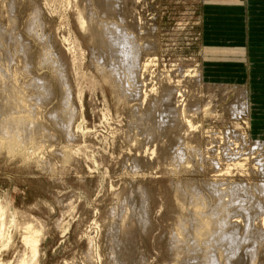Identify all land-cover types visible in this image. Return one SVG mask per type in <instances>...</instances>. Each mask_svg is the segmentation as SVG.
I'll use <instances>...</instances> for the list:
<instances>
[{
  "label": "rangeland",
  "instance_id": "1",
  "mask_svg": "<svg viewBox=\"0 0 264 264\" xmlns=\"http://www.w3.org/2000/svg\"><path fill=\"white\" fill-rule=\"evenodd\" d=\"M34 4L42 11L37 34L43 40L39 41H46L48 57H57L62 66L73 117L69 138L57 129L54 139L39 137L38 145H28L15 154L0 148V264L31 260L24 242L25 225L40 232L32 264H110L109 240L120 231L123 214L138 220L139 227L141 215L147 222L134 251V260L141 258V262L133 260L134 264H209L221 249L223 257L210 264H227L229 260L261 264L264 241L255 251L253 241L245 242L231 258L222 245L213 248L207 243L203 248L209 252L204 259H197L201 262L191 259L202 254L190 238L187 247L174 244L178 220L192 215L194 199L204 196L207 200L213 188L222 194L229 187H259L256 195L263 209L259 211L255 205L252 211H259L258 222L264 217V42L251 50L245 44L246 36L234 33L230 36L234 40L231 50H223L225 36L211 32V16H203L206 6L243 8L245 0H126L119 12L110 6L103 9L102 0H19L18 27L22 31ZM10 11L9 3L0 0V23ZM78 12L87 30L81 28ZM119 14L125 16V26L134 32L140 30L139 39L151 48L139 56L134 97L128 95L131 84L125 72L121 73L122 86L129 89L125 93L128 97L121 100L102 79L98 67L108 62V56L97 50L88 31L98 17L107 19L111 26L119 23ZM10 38L7 36L4 43L7 56L15 51ZM10 46L14 49L9 50ZM32 49L33 67L39 59L37 41L32 42ZM39 61V74L56 90L52 105L42 110L43 117L51 121L49 113L60 103V92L45 66L49 62L43 57ZM186 70L196 72L187 75L190 79L186 83L190 98L200 105L186 114L193 128L166 132L161 125L153 135L147 134L149 118L145 112L160 95L156 93L157 79L170 75L174 83L182 81L177 77L185 76ZM231 87L247 89L249 105L253 102L259 111H252L249 105L236 113L229 111L235 100ZM139 115L143 118L136 121ZM160 117L157 115L162 124ZM184 144L198 146L201 152L180 158L177 154ZM139 190L148 194L146 204H142ZM176 190L183 194L185 207L173 216L174 203L169 199ZM240 199L244 203L250 200V205L255 200L250 194ZM233 205L231 210L242 212L238 203ZM209 208L206 205L205 211ZM230 222L233 225L223 229L236 228L240 236L246 224L243 217L231 215Z\"/></svg>",
  "mask_w": 264,
  "mask_h": 264
},
{
  "label": "bare ground",
  "instance_id": "2",
  "mask_svg": "<svg viewBox=\"0 0 264 264\" xmlns=\"http://www.w3.org/2000/svg\"><path fill=\"white\" fill-rule=\"evenodd\" d=\"M6 1L9 3V7L12 11H10L5 20L0 23V148L5 149L12 155L22 150L24 151L28 145H38L39 137L54 139L57 129L60 130L63 137L69 138L73 108L71 106L69 86L62 75V66L57 57H48L47 52L49 48L45 47L46 41L44 43L40 42L43 38L40 34H37V29L42 22L41 9L35 4L33 8L30 7L32 8V12L29 9L31 13L26 18L24 30L22 31L20 27H18L19 14L17 6L19 0ZM125 1L126 0H102L104 3L103 9L110 6L113 11L119 12L120 7H122ZM96 12H98L97 9H95V13ZM95 16L96 14L93 13L92 18H95ZM77 17L81 28L87 30V24L80 12H78ZM117 17L121 22H112L113 26H111V23L107 19L104 20L98 17L97 21L94 19L95 23L90 26L88 31L89 39L96 46L97 50L108 56V62H103L102 66L98 67V70L102 74V79L115 90L117 99L121 100L128 97V95L135 96L138 88L136 74L139 63L138 59L139 56L144 53V50L149 51L148 49L151 48H149L150 46L148 47L150 43L139 39L140 30L134 32V30L124 25V15L119 14ZM153 26H156L155 23H153ZM7 36H11L10 40L12 39L14 42L13 45L15 44V51L13 50L14 53L11 51L10 56L6 55L7 52L5 48L7 47L4 48ZM33 41L38 42V58L40 59L43 57L46 62H49H47L48 64H45V66L50 70L60 92V103L52 108L49 113L52 117L51 121L43 117L42 110L44 107L52 105L53 100H55L56 90H54L46 76L39 74V71H41V67L39 66V62L41 61H39V59L37 64L32 67L31 62L34 55L32 49ZM8 44L9 43L6 45ZM14 48L10 46L9 50ZM42 51L45 53L42 54ZM20 52L22 54H19ZM12 61L14 65H11ZM123 71L126 75L125 79L131 84V91L129 89H124L122 86L121 73ZM183 72L186 73L185 76L182 75V77H177L182 79V81L177 80L175 83L170 75L160 76L161 79H157L159 83L157 82L158 88H156V93L160 95L156 99L157 102L152 104L153 108L151 107L152 109L145 112L146 119L149 118V121L146 120L147 127L145 129L147 134L153 135L155 130L161 129V125L166 128V132L170 129H176V131H178L180 128H193V121L188 119L186 114L192 111V109L195 111L198 110L200 105L194 103L190 98L191 95L187 89L188 85L186 82H189L190 79L187 75L194 73V71L186 70V72ZM185 77L187 79L186 81L183 80ZM171 82L174 86H171ZM204 82L206 83V81ZM128 90L129 94L126 95L125 93ZM231 90H235V100L229 105V111L231 110L236 113L239 112L240 109L248 107V90L242 87H231ZM228 91H230V89ZM249 106L252 111H259V106L254 105L253 102L250 103ZM244 113L247 112L245 111ZM157 115L161 116L160 118L164 121L162 124L158 123ZM142 118L143 115H139L137 119H134L137 121ZM156 124L157 127H154ZM143 132L145 133V130H143ZM194 143L198 144L199 141ZM199 152L201 151L198 146L192 147L189 144H184L183 149L177 155L183 158V156L192 154L198 155ZM174 163L175 162L172 161L171 165L175 166ZM258 193L259 187H254L251 190H244L241 187H237V189L229 187L224 190L222 194L217 189L213 188L212 195H210L207 200L203 198L204 196L201 198H199V196H197L198 198L194 197L192 215H189L188 218L183 220L179 219L177 222V234L174 239L175 246L181 247L185 245L187 247V238H190L193 245L197 247L202 254L200 257L193 255L194 257L191 259L195 258L196 260L199 258L204 259L206 252H209L206 251L207 248H203V245L206 246L207 243L208 245L211 244L213 248L222 245L224 247L223 249H225L224 251L228 253L227 257L230 258L236 256L242 248V245L247 241H253V250L255 251L256 247L258 248L263 245L264 241V229L262 228L264 226V217L259 222L256 220V215L263 209L257 199ZM245 194H250L255 198L253 201L254 204L250 205V200L249 203L240 202V198ZM139 195L142 204H146L149 201V196L144 190H139ZM182 195L180 190H176L173 198L170 197L169 199L173 200L174 203L172 211L173 216H178V213L185 207L183 203L184 196ZM224 197H227L228 200L223 201ZM207 203H209L210 208L208 211H205L206 205L209 206ZM236 203H238L237 207H240L242 212L237 211L236 208L231 210L230 207ZM255 205L259 211H257V209L252 211L256 208ZM1 212L2 209L0 208V216ZM143 213L145 214L144 211ZM231 215L235 218L243 217L246 223L240 236L236 228L223 229L224 226L233 225L230 222ZM120 218L122 224L121 229L109 240V246L111 248L110 264H131L135 257L134 251L136 249L137 237H141L140 230L142 232L147 222L142 215L140 227L138 220H130V218L126 217V214L121 215ZM226 218H228L227 221ZM254 223L257 225H253ZM23 229L26 230L24 242L32 254L31 260L26 264H32L33 257L36 254L40 232L34 231L28 225L23 226ZM185 250L184 253H186ZM194 251L192 253H195ZM221 251L223 250L221 249ZM221 251L216 252V255L213 254L208 263H217V261L223 257ZM248 253L250 258H252L251 256L253 254L251 249ZM208 255L211 256L210 254ZM183 256L186 258L185 254ZM239 257L237 256V258ZM189 258L188 256V261L190 260ZM136 260H140L141 262V258L135 259L134 261L137 262ZM199 261L201 262V260ZM185 262H187V260ZM227 262V264L237 263L232 260ZM253 263L254 261L250 260V264ZM261 264H264V261Z\"/></svg>",
  "mask_w": 264,
  "mask_h": 264
},
{
  "label": "crops",
  "instance_id": "3",
  "mask_svg": "<svg viewBox=\"0 0 264 264\" xmlns=\"http://www.w3.org/2000/svg\"><path fill=\"white\" fill-rule=\"evenodd\" d=\"M203 16L204 18L211 16L213 24L211 32L225 36L221 40L226 46L223 50H231L230 45L234 40L230 36L234 33L245 35V44L251 50H254L257 44L264 42V0H245L243 8L206 6Z\"/></svg>",
  "mask_w": 264,
  "mask_h": 264
}]
</instances>
